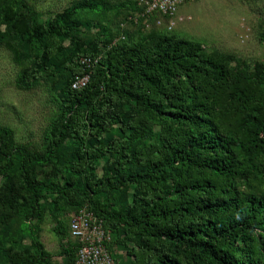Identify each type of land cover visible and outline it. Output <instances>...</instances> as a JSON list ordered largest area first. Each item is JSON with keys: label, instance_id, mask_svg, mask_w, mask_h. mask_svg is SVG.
I'll use <instances>...</instances> for the list:
<instances>
[{"label": "trees", "instance_id": "1", "mask_svg": "<svg viewBox=\"0 0 264 264\" xmlns=\"http://www.w3.org/2000/svg\"><path fill=\"white\" fill-rule=\"evenodd\" d=\"M57 7L0 0V45H15L32 78L57 81L65 100L45 152L13 146L0 129V264H54L33 226L59 202L88 207L121 264H264V56L250 68L168 34L115 41V21L146 18L140 0ZM61 156L60 173H37ZM53 231L64 235V224ZM81 247L58 255L77 264Z\"/></svg>", "mask_w": 264, "mask_h": 264}, {"label": "rangeland", "instance_id": "2", "mask_svg": "<svg viewBox=\"0 0 264 264\" xmlns=\"http://www.w3.org/2000/svg\"><path fill=\"white\" fill-rule=\"evenodd\" d=\"M27 1L37 12L46 14L58 9L59 4L66 6L70 0ZM172 6L177 11V5L173 3ZM257 8L262 10L264 4L258 2L250 6L246 0H189L180 7L174 18L158 14L143 19L141 25L139 19L142 17L128 16L115 21V41L122 38L124 31L141 41L154 33L168 34L199 42L215 53L229 54L234 59H241L245 66L251 68L263 62L264 56V46L259 39L264 15L255 13ZM103 51L104 49L100 52ZM32 73L31 59H22L15 45H0V129L7 128L10 131L13 146L21 145L42 153L48 149L46 138L52 136L53 123L58 119L65 100L62 93L59 95L54 87L58 84L57 81L45 78L35 80ZM107 119L111 121V118ZM66 157L61 156L59 161L39 169L37 173L44 178L57 175L62 170ZM46 208L47 216L43 222L33 226V233L51 256V261L54 264H64L65 258L58 255L61 246H73L78 241L72 237L70 225L83 214L91 212L86 206L75 211L62 202L54 207L46 204ZM9 213V224L16 231L21 221L15 217L12 209ZM59 222L64 224V235L53 231ZM0 235L6 236L5 232H0ZM108 238L110 243L112 240L109 233ZM114 255L127 259L119 249L115 250ZM114 263L121 264V261L117 259Z\"/></svg>", "mask_w": 264, "mask_h": 264}, {"label": "built area", "instance_id": "3", "mask_svg": "<svg viewBox=\"0 0 264 264\" xmlns=\"http://www.w3.org/2000/svg\"><path fill=\"white\" fill-rule=\"evenodd\" d=\"M185 0H154L147 3L148 11H161L165 14H173V3L178 5ZM177 8V7H176ZM82 63L91 67L92 60L85 58ZM89 82V76H83L73 84V89H80ZM71 227L73 238L80 240L82 247L78 252L77 264H115L106 245L109 242L108 234L103 229L102 222L96 220L93 214H83L78 220H74Z\"/></svg>", "mask_w": 264, "mask_h": 264}, {"label": "clouds", "instance_id": "4", "mask_svg": "<svg viewBox=\"0 0 264 264\" xmlns=\"http://www.w3.org/2000/svg\"><path fill=\"white\" fill-rule=\"evenodd\" d=\"M152 1H154V0H140V4L142 5V6H144V5H146L147 6V12H146V15L148 16L149 15V18H151V17H153L154 16V14L155 15H158V14H165V13H163V12H161V11H158V10H155V11H148V5H147V3H149V2H152ZM189 0H185L184 2H182V3H179L176 7H178V6H182L183 4H185V3H187ZM180 7L179 8H176V10L177 11H175V12H173V14H165L168 18H169V16L171 17V18H174V16H176L177 14H178V11H179V9H180ZM145 12V11H144ZM151 14V15H150ZM147 16H146V18H147ZM174 25V24H173ZM83 59H85V58H82V61H83ZM88 59H92V58H88ZM82 65L83 66H85V67H87L86 65H84L83 63H82ZM90 68V67H89ZM87 76V75H86ZM89 79H90V76H89ZM109 243V242H108Z\"/></svg>", "mask_w": 264, "mask_h": 264}]
</instances>
